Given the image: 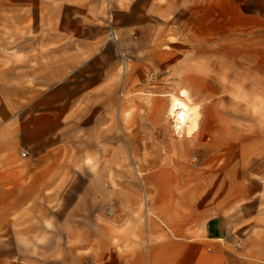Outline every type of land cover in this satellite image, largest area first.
Masks as SVG:
<instances>
[{
  "label": "rangeland",
  "instance_id": "obj_1",
  "mask_svg": "<svg viewBox=\"0 0 264 264\" xmlns=\"http://www.w3.org/2000/svg\"><path fill=\"white\" fill-rule=\"evenodd\" d=\"M263 17L264 0H0V261L114 264L103 242L260 176ZM182 89L192 137L168 112Z\"/></svg>",
  "mask_w": 264,
  "mask_h": 264
},
{
  "label": "crops",
  "instance_id": "obj_2",
  "mask_svg": "<svg viewBox=\"0 0 264 264\" xmlns=\"http://www.w3.org/2000/svg\"><path fill=\"white\" fill-rule=\"evenodd\" d=\"M4 117L1 111L0 118ZM1 127L0 157L6 152ZM232 164L244 167L240 162ZM252 167L264 168V161ZM247 179L248 172L236 176L226 188L229 197L206 199L190 213L163 209L160 216L168 225L163 226L158 216H148L144 226L138 225V238L121 240L119 245L103 242L102 259L114 264H264V171L250 184ZM191 214L197 217L195 224Z\"/></svg>",
  "mask_w": 264,
  "mask_h": 264
},
{
  "label": "bare ground",
  "instance_id": "obj_3",
  "mask_svg": "<svg viewBox=\"0 0 264 264\" xmlns=\"http://www.w3.org/2000/svg\"><path fill=\"white\" fill-rule=\"evenodd\" d=\"M168 112L174 119L175 131L178 135L182 136L186 132L192 137L199 129L200 114L186 89H182L178 95L171 94Z\"/></svg>",
  "mask_w": 264,
  "mask_h": 264
},
{
  "label": "built area",
  "instance_id": "obj_4",
  "mask_svg": "<svg viewBox=\"0 0 264 264\" xmlns=\"http://www.w3.org/2000/svg\"><path fill=\"white\" fill-rule=\"evenodd\" d=\"M174 128H176L175 125H174Z\"/></svg>",
  "mask_w": 264,
  "mask_h": 264
}]
</instances>
